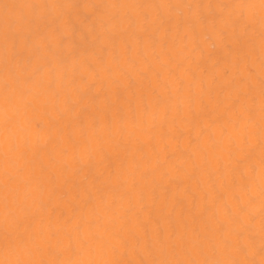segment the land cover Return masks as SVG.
<instances>
[{"label":"bare ground","instance_id":"bare-ground-1","mask_svg":"<svg viewBox=\"0 0 264 264\" xmlns=\"http://www.w3.org/2000/svg\"><path fill=\"white\" fill-rule=\"evenodd\" d=\"M262 33L260 0H0V264H261Z\"/></svg>","mask_w":264,"mask_h":264},{"label":"snow or ice","instance_id":"snow-or-ice-1","mask_svg":"<svg viewBox=\"0 0 264 264\" xmlns=\"http://www.w3.org/2000/svg\"><path fill=\"white\" fill-rule=\"evenodd\" d=\"M235 7H239L241 12V18H243V10L244 9H252L255 7L254 4H240ZM99 10V9H98ZM260 10H261V20L262 23H264V0H260ZM145 22H149V18L145 17ZM130 24H135V20L132 19L129 21ZM262 36H264V33H262ZM6 46L7 43L11 42L13 45V48L16 49L17 53H22L24 49L23 42L20 41L16 36L13 35H6ZM90 68L93 72H96V66L95 64L90 65ZM262 88H264V81H262ZM8 103L11 104L12 100L9 98ZM261 112L262 115H264V101H262L261 104ZM83 115V114H82ZM88 115H92V113H89ZM7 125L12 128L15 127V122L9 117L7 119ZM26 135V133H25ZM262 150V164H264V144L261 146ZM262 175H264V168H262ZM262 197H264V191H262ZM7 206V201H6ZM262 210H264V201H262ZM8 213L11 215L12 209L10 206H8ZM27 236L26 235H17L14 239H10L7 241L6 246L15 248L17 244H26L27 243ZM108 243L107 240L103 238V236L97 234L92 236H85L81 239L80 244L82 248L88 249L96 246H104ZM241 251H244L243 249ZM262 254H264V248H262ZM15 264H33L31 261H23L18 260L15 262ZM39 264H82V262L79 261H71V262H65L62 260L57 261H41ZM114 264H127L125 261H116ZM140 264H199L197 261H169V260H154V261H140ZM204 264H254V262H245L241 260H231V261H205ZM261 264H264V260L261 261Z\"/></svg>","mask_w":264,"mask_h":264}]
</instances>
